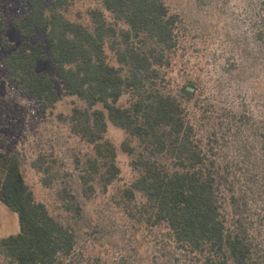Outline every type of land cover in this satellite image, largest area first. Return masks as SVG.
I'll use <instances>...</instances> for the list:
<instances>
[{"label": "trees", "instance_id": "1", "mask_svg": "<svg viewBox=\"0 0 264 264\" xmlns=\"http://www.w3.org/2000/svg\"><path fill=\"white\" fill-rule=\"evenodd\" d=\"M97 1L124 26L100 8L89 10L90 24L72 21L69 0H22L29 12L13 28L24 41L19 47L5 41L10 80L52 107L59 100L55 78L37 70L51 60L65 93L86 103L73 109L69 122L93 145L83 176L87 191L96 181L107 190L120 174L116 147L106 138L111 121L138 143L123 144L138 173L122 192L128 216L165 227L176 247L200 264H264L254 226V204L264 201V120L231 106L221 115L203 111L200 120L209 124L194 122L183 100L198 101V88L184 87L180 98L165 85L178 46V15L165 0ZM250 9V57L264 64V0H250ZM37 33L44 43L33 42ZM127 94L130 103L119 105ZM232 147L233 158L225 152ZM0 202L19 219L18 233L0 237V252L11 264H64L74 253L76 229L35 200L16 152L0 151ZM69 207L82 215L80 206Z\"/></svg>", "mask_w": 264, "mask_h": 264}, {"label": "rangeland", "instance_id": "2", "mask_svg": "<svg viewBox=\"0 0 264 264\" xmlns=\"http://www.w3.org/2000/svg\"><path fill=\"white\" fill-rule=\"evenodd\" d=\"M165 2L179 19L178 46L171 67L166 69V90L182 98L184 87L198 88V101L182 100L194 122L200 125L209 124L207 119L200 120L206 109L221 115L231 106L264 120V64L255 63L250 57V0ZM69 3L67 16L72 21L90 24L89 10L100 8L110 22L124 26L97 0H69ZM28 12L22 0H1L0 151L19 154L25 181L35 200L44 203L62 223L76 229L74 253L64 264H200L176 247L165 227L150 226L128 216L122 192L131 186L138 173L123 144L128 141L137 148L134 138L108 121L106 138L116 147L120 174L107 190L100 181L94 182L95 190L91 193L83 176L88 159L94 156L93 145L75 134L69 122L73 109L85 107L86 103L65 93L51 60L39 63L37 70L55 78L59 100L52 107L21 91L10 80L3 66L8 54L5 41L15 47L21 45L24 39L13 28V21ZM44 41L42 33L33 39L34 43ZM109 54L116 62L110 51ZM130 101L131 96L124 95L119 105L126 106ZM96 108L103 106L99 104ZM200 137L205 139V132H200ZM225 152L232 158L236 155L233 147ZM50 175L51 184L47 186L43 180ZM138 200H142L140 195ZM70 204L80 206L82 215H77ZM254 210V226L264 248V201L254 204ZM19 230L18 215L0 202V237ZM0 264H11L1 252Z\"/></svg>", "mask_w": 264, "mask_h": 264}]
</instances>
